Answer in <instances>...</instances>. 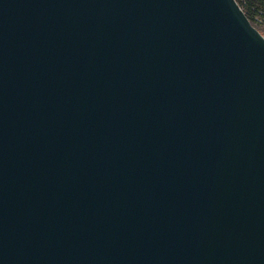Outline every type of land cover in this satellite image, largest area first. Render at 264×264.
I'll return each instance as SVG.
<instances>
[{"label":"water","instance_id":"water-1","mask_svg":"<svg viewBox=\"0 0 264 264\" xmlns=\"http://www.w3.org/2000/svg\"><path fill=\"white\" fill-rule=\"evenodd\" d=\"M0 264H264L234 0H0Z\"/></svg>","mask_w":264,"mask_h":264},{"label":"trees","instance_id":"trees-1","mask_svg":"<svg viewBox=\"0 0 264 264\" xmlns=\"http://www.w3.org/2000/svg\"><path fill=\"white\" fill-rule=\"evenodd\" d=\"M250 25L257 31L264 26V0H234ZM258 32V31H257Z\"/></svg>","mask_w":264,"mask_h":264},{"label":"rangeland","instance_id":"rangeland-1","mask_svg":"<svg viewBox=\"0 0 264 264\" xmlns=\"http://www.w3.org/2000/svg\"><path fill=\"white\" fill-rule=\"evenodd\" d=\"M257 29L258 33L264 38V26L259 25Z\"/></svg>","mask_w":264,"mask_h":264}]
</instances>
